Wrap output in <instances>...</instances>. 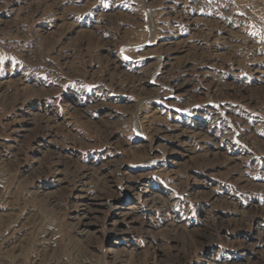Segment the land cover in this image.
I'll use <instances>...</instances> for the list:
<instances>
[{
  "label": "rangeland",
  "instance_id": "obj_1",
  "mask_svg": "<svg viewBox=\"0 0 264 264\" xmlns=\"http://www.w3.org/2000/svg\"><path fill=\"white\" fill-rule=\"evenodd\" d=\"M0 264H264V0H0Z\"/></svg>",
  "mask_w": 264,
  "mask_h": 264
}]
</instances>
